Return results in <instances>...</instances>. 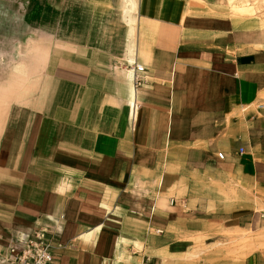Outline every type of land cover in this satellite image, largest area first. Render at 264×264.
I'll return each mask as SVG.
<instances>
[{
	"label": "crops",
	"instance_id": "obj_1",
	"mask_svg": "<svg viewBox=\"0 0 264 264\" xmlns=\"http://www.w3.org/2000/svg\"><path fill=\"white\" fill-rule=\"evenodd\" d=\"M199 1L125 0L137 35L121 14L108 67L49 60L34 95L5 98L0 75V264L42 228L50 264H197L186 231L253 222L217 189L241 178L264 204V35L235 26L264 24Z\"/></svg>",
	"mask_w": 264,
	"mask_h": 264
},
{
	"label": "rangeland",
	"instance_id": "obj_2",
	"mask_svg": "<svg viewBox=\"0 0 264 264\" xmlns=\"http://www.w3.org/2000/svg\"><path fill=\"white\" fill-rule=\"evenodd\" d=\"M211 7L212 12L231 20L230 8L234 16L253 15L264 24V0H220ZM125 9V0H0V75L5 98L34 95L49 60L55 65L78 66L91 58L98 66L108 67L106 61L122 42L121 14L127 28H136L137 35L138 8L128 13ZM235 26L264 35L259 26ZM250 109H244L246 114ZM217 190L226 208L251 205L253 222L247 223L248 215L242 218L247 223L243 228L226 229L221 222L202 232L186 231L180 238L189 246L182 258L197 264H246L249 256V264H264V222L256 220L254 211L264 204L256 197L255 187L238 178Z\"/></svg>",
	"mask_w": 264,
	"mask_h": 264
},
{
	"label": "built area",
	"instance_id": "obj_3",
	"mask_svg": "<svg viewBox=\"0 0 264 264\" xmlns=\"http://www.w3.org/2000/svg\"><path fill=\"white\" fill-rule=\"evenodd\" d=\"M144 70L142 65L135 64V83L140 84L143 81L141 76H138L137 71ZM259 107H263V103L258 104ZM243 147H240V152L243 151ZM218 157L223 158L224 153L218 151ZM23 248L14 254L12 264H50L52 262L51 256V243L47 238V229H39L35 233V238L25 237Z\"/></svg>",
	"mask_w": 264,
	"mask_h": 264
},
{
	"label": "bare ground",
	"instance_id": "obj_4",
	"mask_svg": "<svg viewBox=\"0 0 264 264\" xmlns=\"http://www.w3.org/2000/svg\"><path fill=\"white\" fill-rule=\"evenodd\" d=\"M226 1L228 2V0H226ZM242 9L245 10V8H242ZM235 12H236V9H235ZM124 61L125 62H123V65H121V66H123V69L125 71V77L132 84V93H133V90H134V87H135V78H136L135 64H139V65H142V64L139 63L137 59H135V61H133V62L129 61L128 59H124ZM137 73H139V74H137L138 76H141L143 72L142 71H137Z\"/></svg>",
	"mask_w": 264,
	"mask_h": 264
}]
</instances>
